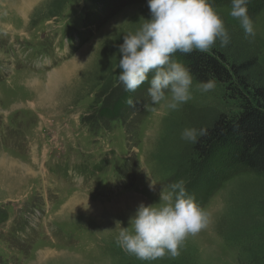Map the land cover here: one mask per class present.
Returning <instances> with one entry per match:
<instances>
[{"label": "rangeland", "instance_id": "1", "mask_svg": "<svg viewBox=\"0 0 264 264\" xmlns=\"http://www.w3.org/2000/svg\"><path fill=\"white\" fill-rule=\"evenodd\" d=\"M212 6L259 47L264 67V6L248 11L249 37L228 14L231 0ZM142 17L147 0H0V264H264V175L239 168L220 179L221 161L199 169L180 138L184 127L237 112V99L217 82L200 92L193 76L192 99L171 111L151 104L147 81L135 92L118 84V46ZM181 179L207 227L176 257L128 254L117 222L128 227L141 203Z\"/></svg>", "mask_w": 264, "mask_h": 264}, {"label": "clouds", "instance_id": "2", "mask_svg": "<svg viewBox=\"0 0 264 264\" xmlns=\"http://www.w3.org/2000/svg\"><path fill=\"white\" fill-rule=\"evenodd\" d=\"M150 18H143L134 31H126L118 46V84L135 92L146 81L152 105L162 101L167 109L179 110L192 99L191 70L173 58L177 52H207L219 41L226 47L231 41L223 16L209 0H147ZM248 0H231L229 15L238 22L245 37L254 34V24L248 14ZM149 73L151 79L149 80ZM202 93L216 88L214 79L195 85ZM128 105L134 106L130 97ZM208 135L207 126H188L180 138L196 144ZM208 214L188 193L183 179L172 183L169 191H161L159 201L141 203L119 231L116 243L137 259L152 262L165 256L176 257L189 235L206 228Z\"/></svg>", "mask_w": 264, "mask_h": 264}, {"label": "trees", "instance_id": "3", "mask_svg": "<svg viewBox=\"0 0 264 264\" xmlns=\"http://www.w3.org/2000/svg\"><path fill=\"white\" fill-rule=\"evenodd\" d=\"M221 1L224 0H209V3ZM263 6L264 0H248L250 12H257ZM230 35L231 41L226 47L217 41L207 52L176 53V59L191 70L198 82L214 79L237 99L238 111L233 114L220 111L200 125L198 128L207 126L208 135L193 144L194 154L202 161L197 166L199 169L221 161L220 179L239 168L264 175V67L259 62L257 45L252 49L238 34L230 32ZM197 182L195 178L191 184Z\"/></svg>", "mask_w": 264, "mask_h": 264}, {"label": "bare ground", "instance_id": "4", "mask_svg": "<svg viewBox=\"0 0 264 264\" xmlns=\"http://www.w3.org/2000/svg\"><path fill=\"white\" fill-rule=\"evenodd\" d=\"M32 3L33 2H27V1H25V3H24V5H23V12L26 14V15H24L26 18H27V15L29 14V10H30V7H31V5H32ZM23 15V14H22ZM79 58V57H78ZM81 62V61H80ZM75 66V65H74ZM48 94V93H47ZM47 94H45V95H47ZM50 94V93H49ZM45 97V96H44ZM47 97H45V99H46ZM52 98V97H51ZM53 99V98H52ZM10 165H11V168L14 166L15 167V171L16 170H19L20 171V173L23 175V176H25L26 174H28V173H33V174H35L34 172H33V170L30 168V166H25V165H22V164H20V162H11L10 163ZM17 168V169H16ZM7 173V172H6ZM18 175V174H17Z\"/></svg>", "mask_w": 264, "mask_h": 264}, {"label": "crops", "instance_id": "5", "mask_svg": "<svg viewBox=\"0 0 264 264\" xmlns=\"http://www.w3.org/2000/svg\"><path fill=\"white\" fill-rule=\"evenodd\" d=\"M9 33V32H8ZM15 33V31L12 32V34Z\"/></svg>", "mask_w": 264, "mask_h": 264}]
</instances>
